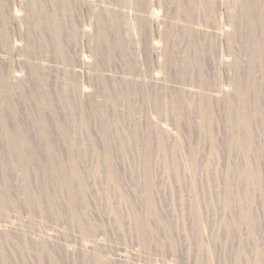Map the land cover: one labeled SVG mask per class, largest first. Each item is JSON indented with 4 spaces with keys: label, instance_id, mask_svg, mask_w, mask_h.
<instances>
[{
    "label": "rangeland",
    "instance_id": "obj_1",
    "mask_svg": "<svg viewBox=\"0 0 264 264\" xmlns=\"http://www.w3.org/2000/svg\"><path fill=\"white\" fill-rule=\"evenodd\" d=\"M188 5L2 0L0 188L19 203L0 210V264H264V0ZM23 151L46 162L31 171L32 214L11 166ZM72 162L86 191L61 181Z\"/></svg>",
    "mask_w": 264,
    "mask_h": 264
},
{
    "label": "bare ground",
    "instance_id": "obj_2",
    "mask_svg": "<svg viewBox=\"0 0 264 264\" xmlns=\"http://www.w3.org/2000/svg\"><path fill=\"white\" fill-rule=\"evenodd\" d=\"M188 1H189V5L186 7L183 6L181 8V11L184 13L190 12L191 8L194 5V0H188ZM225 1H227V0H225ZM1 4H2V0H0V5ZM33 12H34L35 16L38 15V13L35 10ZM37 18H41V17L39 16ZM53 18H54V15H53ZM37 20L40 21L39 19H37ZM98 20L100 22V23L98 22V27H100V29L103 30L101 17H99ZM258 28H259V26H258ZM262 43H264V40L259 35L254 36V52H255L256 57L259 55H262ZM85 63L86 62L83 59L82 65H84ZM241 106L246 107L247 104H242ZM248 121H249L248 118L244 117L242 120V124L246 125L248 123ZM8 138L10 140L14 139L12 136H9ZM5 155H7V154L0 153V173H3V174L8 169V166L10 164V161L7 160V156H5ZM10 155L14 156V162L11 164V166H13L16 170L19 171V173L21 174V178L23 179L22 185L20 187V192L24 196L23 203L25 204V206L27 208V212L29 211L32 214V213H34V210H37V211L42 210V208L40 207V204L32 200V197L36 194V190H35L34 186L31 184V177H32L31 171L35 168V166L41 167L43 164H45L46 163L45 158L43 159L35 151L15 152L14 154L10 153ZM106 163L108 164L109 170H107L105 177L107 178V180L110 183H113L119 187V193L118 194H119L120 198L121 197L124 198L126 190L124 189L123 185L117 184V177L119 176V173L117 172V170H115L113 168L111 160H106ZM52 166H57V165H55V163H52ZM71 166H72V170L70 171L69 176L66 175L64 178L61 179L63 185H67L69 182H72V180L74 179V180H77L79 182L78 183L79 187L83 191H86V189H87V184H86L87 173L84 172L83 169L79 168L77 166L76 162H72ZM42 169L43 168H40L39 170H42ZM242 172H243V175H245V176H251L252 175V171L249 169H245ZM102 173H103V170L98 166V169H94V171H92V176H94V178H95L97 176L102 175ZM5 178H7L6 174H5ZM255 180H256V178H255ZM9 185L11 186L12 184L9 183ZM10 186H5V187L0 188V210L4 213H6L5 210L7 209V207H9L11 205L15 207L19 203L18 198L15 196L14 188L10 187ZM152 189L153 188H151L149 190V193H148L149 203L152 202ZM68 190H69L68 195L70 197L69 204L74 205L76 203V200H75L76 194L74 192H72L70 188H68ZM135 192L139 193L138 190H135ZM229 201H227V204H229ZM238 201L240 202L241 200L238 199ZM50 204H51V206H53L52 208H55V202L51 201ZM234 204H235V202H234ZM228 206L230 207V205H228ZM69 216L74 218L76 223L78 221L79 229L87 238H91V237L94 238L95 237L94 236L95 229L93 228L94 223L91 220L82 219L79 212H77V211L71 212ZM149 217H151V214L149 215ZM6 218H7L6 214L3 215L2 221H4V220L6 221ZM244 220L247 222L252 221L251 217L247 216V215L244 217ZM136 225H137L138 230H144L145 229V226H143L141 224V221L139 218L136 219ZM0 227H2L3 229L7 228V226H5V225H0ZM6 238H10V237L7 236ZM2 240L3 239L0 237V245L2 244ZM28 247L32 248L30 245H28Z\"/></svg>",
    "mask_w": 264,
    "mask_h": 264
}]
</instances>
